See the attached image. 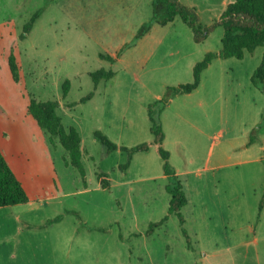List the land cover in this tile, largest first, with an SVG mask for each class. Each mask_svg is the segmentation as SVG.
<instances>
[{"label": "rangeland", "instance_id": "374dc122", "mask_svg": "<svg viewBox=\"0 0 264 264\" xmlns=\"http://www.w3.org/2000/svg\"><path fill=\"white\" fill-rule=\"evenodd\" d=\"M46 1L0 0V151L28 197L24 205L0 208V243L19 242L18 264H264V93L250 83L264 48L242 60L214 59L197 89L173 98L160 114L162 148L187 200L180 211L185 222L169 215L145 237L149 224L167 216L169 203L157 147L136 153L121 170L127 154L107 153L93 133L127 148L150 143L148 107L167 87L191 82L194 64L219 51L222 30L194 44L177 17L153 25L142 47L118 60L149 20L151 0H56L20 40ZM178 1L210 27L234 0ZM97 71L112 77L94 89L89 75ZM30 99L56 101L63 128L77 130L83 179L65 165L57 139L28 115ZM60 214L59 223L36 228Z\"/></svg>", "mask_w": 264, "mask_h": 264}, {"label": "trees", "instance_id": "16d2710c", "mask_svg": "<svg viewBox=\"0 0 264 264\" xmlns=\"http://www.w3.org/2000/svg\"><path fill=\"white\" fill-rule=\"evenodd\" d=\"M55 2L56 0H47L42 8L30 16L19 35L20 40L25 39L30 33L35 21L46 7ZM177 17L191 31L192 41L195 44H200L205 41L213 29L221 28L222 39L219 51L216 53H206L204 58L193 66L191 82L176 87H167L164 96L148 107L147 114L151 124L149 132L152 136L150 143H143L127 148L115 144L98 131L93 133L94 139L104 147L107 153L121 151L127 154V164L121 166V170L127 168L136 153L147 152L150 145L157 147L158 155L163 162V174L167 178L164 191L169 195V203L167 216L159 222L149 224L147 231L144 233L145 237L151 236L156 228L162 226L167 221L169 215L175 216L180 226L184 225L185 222L180 211L187 204V200L182 185L169 164V153L162 148L164 133L159 118L160 114L173 98L190 94L197 89L200 83L201 73L207 69L214 59L234 58L242 60L245 53H252L258 47L264 48V0H234L226 5L219 19L210 27H201L194 9L182 5L178 0H151V16L149 20L141 24L131 41L120 48L117 58L126 50L134 47L151 30L153 25L156 24L164 27L172 23ZM99 59L109 62L114 60L111 57L104 58L102 55L99 56ZM8 60L12 79L14 82H18L19 74L13 56L10 55ZM89 76L95 89L100 80L110 79L112 73L97 71L90 73ZM250 83L258 91L264 93V55L260 65L253 71L250 77ZM66 93L67 91L64 90L63 96ZM91 97L92 93L82 97L77 104L84 103L90 100ZM74 105L76 103L71 104L69 107H73ZM57 107L58 103L56 101L37 102L34 99H30L27 106V113L36 122L37 126L47 133L50 138L57 139L59 146L67 155L65 165L76 170L83 179L84 169L81 163L80 136L73 127H70L68 130L63 128L61 118L56 113ZM100 175L98 176L99 178L103 176ZM100 187L106 190L109 189L108 184L102 182H100ZM27 202L28 197L23 187L11 171L0 151V208L24 205ZM261 209L262 203L259 204L258 211L260 212ZM65 214H73L77 220H81L77 213L65 211ZM63 216L64 214L57 215L52 219L46 220L36 228L43 229L52 224L59 223L63 219ZM81 227L85 228L86 226L81 224ZM86 228L89 231L92 230V228ZM181 233L189 245L188 236L183 228H181Z\"/></svg>", "mask_w": 264, "mask_h": 264}, {"label": "crops", "instance_id": "0c3cea01", "mask_svg": "<svg viewBox=\"0 0 264 264\" xmlns=\"http://www.w3.org/2000/svg\"><path fill=\"white\" fill-rule=\"evenodd\" d=\"M57 2V1H56ZM55 2V3H56ZM98 5L100 6V1H97ZM98 8V7H97ZM126 7L123 6L122 9L124 10ZM127 9V8H126ZM43 13V12H42ZM40 17V16H39ZM170 24V23H169ZM156 25V24H155ZM33 28V27H32ZM153 28V27H152ZM151 28V30H152ZM32 30V29H31ZM151 30L142 38L140 39L137 44L130 48V49H137L138 47H142V43L144 42V40L146 39L147 36L150 35V32ZM137 31V30H136ZM136 33V32H135ZM134 33V35H135ZM133 35V36H134ZM195 44V43H194ZM128 49V50H130ZM127 51V50H126ZM125 52L118 58L119 59H122L125 55ZM196 64V63H195ZM194 64V65H195ZM208 68V67H207ZM206 70V69H205ZM98 85V84H97ZM96 85V87H97ZM199 86V85H198ZM95 87V88H96ZM195 91V90H194ZM192 93V92H191ZM190 94H185V95H180V96H189L191 95ZM179 97V96H178ZM171 102V101H170ZM170 104V103H169ZM61 106H59L58 104V107L57 109H60ZM72 107H68L67 109H70ZM56 109V110H57ZM63 111V110H61ZM70 128V127H69ZM163 129V128H162ZM164 133V131H163ZM81 139V138H80ZM164 140H165V133H164V139H163V143H162V146L164 145ZM178 143H179V146H181V144H183V139L181 137L178 138ZM245 148V147H244ZM80 150H81V158H82V154L85 153L84 149L82 148V145H81V142H80ZM169 158H170V154H169ZM178 179V178H177ZM262 210V209H261ZM261 213V211L259 212V214ZM82 228V227H81ZM8 234V233H7ZM5 236V233H4V229L3 227H0V239H3ZM12 244H8V245H2V243H0V264H18V258L20 257V248L18 246L19 242L16 241L15 243L11 242ZM22 253V252H21Z\"/></svg>", "mask_w": 264, "mask_h": 264}]
</instances>
